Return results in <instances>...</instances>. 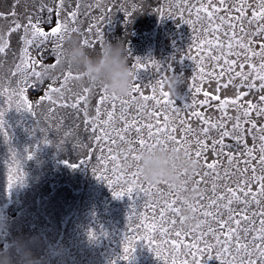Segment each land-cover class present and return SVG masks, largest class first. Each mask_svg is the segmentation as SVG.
<instances>
[{"label":"rangeland","instance_id":"rangeland-1","mask_svg":"<svg viewBox=\"0 0 264 264\" xmlns=\"http://www.w3.org/2000/svg\"><path fill=\"white\" fill-rule=\"evenodd\" d=\"M59 3L60 0H5L6 9L20 11L17 24L27 25L30 19L35 23L37 17L48 20L51 16L50 22L40 25L50 32L57 23L67 21L68 31L64 32L63 41L53 37L45 45L49 52L53 40L63 48L67 36L78 38L82 45L89 39L92 43L85 47L90 50L102 47L106 41L120 43L139 92L100 104L102 89L71 79L68 82L71 92H66L63 99L55 104L47 100L37 103L51 81L37 88L23 83L17 65L21 64L20 37L24 32L23 28L11 32L8 48L0 53V112H3L0 119L4 127V132H0V250L12 251L14 242L20 238L39 258L37 264H99L103 251L95 244L100 236H113L121 229L128 232L137 228V223L139 227L146 225L140 219L136 223L119 219L128 210L131 197L127 192L115 197L107 180L97 178L111 179L115 190L120 191L121 187H129L125 180L131 179L122 169L138 171L132 163L133 155L138 152L132 149L141 148L139 137L133 131L121 141L117 131L123 128V121L119 117L123 114L130 124L135 121L137 127L152 124L153 131L166 123L171 127L175 119L185 117L181 105L199 82L241 50L237 44L245 32L241 31L240 13L236 10L239 0H225L223 6L220 0H212L210 6L209 0H64V8L57 12ZM247 3L255 8V0ZM202 4L208 6L207 11L201 8ZM50 8L54 9L51 13ZM69 11H77L75 21L68 17ZM208 12L213 13L211 21L207 19ZM244 12L250 17L252 8L245 7ZM220 17L225 19L221 21ZM97 27L102 41L96 35ZM243 28L247 29L244 25ZM254 39L251 46L256 51L264 39ZM29 51L33 59L37 57L35 51ZM137 60L143 66L133 69ZM43 62L52 64L56 60L52 56ZM63 74L58 75L61 83ZM171 77L175 78L174 92L169 88ZM17 87L25 88L34 115L16 109L12 91ZM86 87L91 89L87 104L89 117H95L99 106L101 119H107L106 112L113 111L115 104L114 126L105 127L96 121L95 135L93 128L86 129L84 124L83 102L79 109L61 107L74 103L76 95L82 94ZM163 92L169 96L165 98ZM120 99L129 103L122 106ZM166 99L171 102L165 103ZM105 132L109 133L108 137ZM96 136L101 139L97 141ZM144 138L146 145L156 143L154 138H147L146 129ZM126 143L129 152L122 151L121 146ZM135 209L139 218V203ZM120 237V241L113 238L112 241L130 247L135 236Z\"/></svg>","mask_w":264,"mask_h":264},{"label":"bare ground","instance_id":"bare-ground-1","mask_svg":"<svg viewBox=\"0 0 264 264\" xmlns=\"http://www.w3.org/2000/svg\"><path fill=\"white\" fill-rule=\"evenodd\" d=\"M19 20L20 11L17 9V12L14 13L6 9L5 0H0V28L3 29L7 40L10 30L14 29L16 24L19 23ZM257 23H259V21H257ZM243 25L247 27V29H245L246 31H254L256 26H251V29H249L246 22ZM113 42L115 43L116 41L114 40ZM251 47L253 48V46ZM259 51L260 49L256 50V52ZM244 54L242 50L235 53L232 59L227 61V63H223L219 68L215 67V71L199 82L196 88H200L201 90L197 92L195 88L190 93L186 102L181 105L184 106L183 111L185 117L181 115L180 118L175 119V122L171 124L170 127L177 129L173 135L177 137L178 141L185 136V133L188 134L191 145L184 144L181 146L180 143H177L175 146L183 151L184 147H189L192 152V157L195 159L194 153L198 150L196 148L197 135H199L200 139H206L201 134L200 130L202 126L207 127V125H204L200 118L193 115L194 112L201 113L203 118L209 120L211 123H223L229 132L232 131L233 124L237 122L242 130L239 143H237L231 135L224 137L222 144L219 143L220 135L215 130L210 133L211 138L206 139V143L209 145L208 151L204 153L206 160H200V166L196 171L198 174H193L190 180L191 186L198 191L196 199L193 202V209H196V211L194 212V218L192 220H185L183 223V230L194 229V233L193 231H187L185 234V231L181 228L180 217H184V215L180 210L181 202L176 199L174 192L163 183H156L157 190L155 191V188H152L155 187L154 184H148L142 181L143 187L146 189L150 188V190L141 192L134 188L132 194H128V196L131 197L130 203H127L128 210L121 213L119 219L126 218L130 223H136L140 219L141 221H145L146 225H155V228L148 229L143 227V225L139 227L137 223V228H133L128 232H126L125 229H121L118 231V234H114L113 236L111 234L100 236L98 238L99 242L95 244L103 251L102 256H100L102 259L98 262L99 264H173L174 261L175 264H183L185 260L191 261L193 259L191 255L186 254L189 252L188 246L196 242L194 237L199 238L197 248L201 251L197 252L196 259L200 260L201 264H227L228 261L232 260L233 256H236L234 264H240V256H242L243 253L237 255L236 247L239 246L243 248L246 243L252 241L253 236L259 235L258 231L251 230L253 229V225L255 229H259L261 220H264V215H261V213H264V203L258 205L253 201L250 204H245L242 202L243 197H241L240 202L234 201L230 205L233 212L229 213L227 209L223 207V205L227 204V201H221L219 216H217L215 220H213L212 217L205 218L203 212L212 211L215 213L217 211L214 208H210L209 204L211 200L216 199L217 196L225 191V185L234 190L243 187L242 183L238 184L237 182L246 180L251 175V167L253 165L256 166L257 175L261 174L259 164L246 155V153L252 149L253 156L258 160L261 142L259 139L254 141L253 136L247 134L244 130L252 127V120L257 122V128L264 125V117H257L255 110L248 106L249 101L252 105H262L264 102L259 100V96L264 95V93L259 89V81H249L250 83L255 82L257 84L256 88L249 89L241 83V78H235L236 72H243L245 74L250 73L252 71L250 65H258L260 61L258 58L245 61ZM248 55L251 57L250 52ZM233 61H235V63H232ZM241 64L245 66L241 68ZM225 85H227V87H225ZM240 91H243L246 95L240 98L237 105H233L231 101L237 97ZM205 93H207V95H205ZM201 101H206V103L202 104ZM222 103L224 105L223 108L220 107ZM186 105H188V107H186ZM238 106L243 107H240L238 111ZM246 109L249 111V118L243 117V112ZM238 116L241 117L239 121H237ZM189 126L192 129L191 133H188ZM212 139L218 141L215 146V152L212 151ZM245 143L247 144V148L244 147ZM169 145L171 146L172 144ZM229 156L232 157L231 161L228 159ZM213 161H215L214 171L206 167L207 164H212ZM245 161L250 162L246 164ZM246 167L249 169L247 173L244 172ZM205 171L209 173L207 177H203V172ZM214 183L217 185L215 196L212 190ZM252 190L254 192L257 191V186L254 185ZM237 194L240 193L238 192ZM173 201H175L173 207L179 209V212L176 215L166 213L165 219L176 221L174 229L170 223H164L160 216L161 211L164 210L165 202L172 203ZM138 203L141 208L140 212L138 210L139 218L136 216L137 210L135 209ZM229 215L233 216L230 222L231 228L235 230V234L239 236L240 239L238 241L232 240L229 242L232 245L231 254L221 255L217 258V253L223 252V249L220 248V245L216 243L215 237L211 234L201 237V231L207 232L210 226L213 231L216 232V235L220 237L221 243H223L229 234V227L226 224L221 228L217 221H219L220 216H223L224 221L227 222ZM245 216L248 217L246 223L243 221V217ZM206 220L207 222L205 223ZM236 220H241V224L238 228ZM197 225H202V227H197ZM245 228L251 231V235L243 231ZM176 232H181V235L177 237ZM127 234L135 236L130 247H122L120 244L112 241V238L120 241V236H125ZM245 236H247V240L244 239ZM149 240H151V244H149ZM205 240L215 246L211 249V257L207 255L204 244ZM257 243H259V241H257ZM125 249L128 251L125 252ZM192 251H196V249H192ZM126 256H128L127 259L124 258ZM252 259H256V257L253 256ZM244 264H247V257L244 259Z\"/></svg>","mask_w":264,"mask_h":264},{"label":"snow or ice","instance_id":"snow-or-ice-1","mask_svg":"<svg viewBox=\"0 0 264 264\" xmlns=\"http://www.w3.org/2000/svg\"><path fill=\"white\" fill-rule=\"evenodd\" d=\"M212 0H209V5H211ZM225 3V0H220L221 6ZM64 0H60V3L56 5L55 11L59 12L64 8ZM205 5H201V8H203L205 11H207V7ZM43 7V5H42ZM135 7V5H133ZM245 7L247 8H252L251 16L245 15L244 9ZM79 9V5L77 4V10ZM236 10L240 13V16L238 17L239 22L241 24V31H244L245 34L244 36L240 37L237 46L244 51V60L248 61L249 59L252 58H258L259 59V64L258 65H250L252 71L250 73H243V72H236L235 73V78H241V83L246 86L249 89H253L257 87V84L255 82H249V81H259V89L262 93H264V43L260 45V51L256 52L251 45L255 43L256 37H264V0H255V8L252 7V4L247 3V0H239V4L236 7ZM48 11L51 13L54 11V9H48ZM199 12V9L197 10ZM68 17L72 18L73 21H75V18L77 16V11H69L67 13ZM126 15H129V13L126 12ZM213 13L208 12L207 19L211 21ZM200 17L198 16V19ZM52 17L50 16L48 20H42L40 17H37L36 22L32 23L31 19L29 21V24L27 25H20L16 24L15 29H11L9 35L11 32L18 31L19 29L23 28L24 34L20 37V40L23 44V47L20 49V54H21V64L17 65L18 69V74L23 78V83L27 85L28 87L31 88H37L38 86H43L47 81H51L50 84H48V89L44 93L42 97H40V100L37 102L39 103L40 101L47 100L52 104H55L58 99H63L65 97L66 92H71V89L68 88V82L71 79H79V76H72V73L66 72L63 74V82H60V78L56 77L55 79H42L41 78V73L38 69H40L42 66H48L54 68L56 66V63L59 60L60 56V51L62 49V44L56 43L55 40L52 41L53 47L51 49V52H49L45 45L47 42L52 39L53 37L57 38L60 41H63V34L64 32L68 31V26H67V21H64L62 23H57L54 27L51 28V31L48 32L44 30L40 25L43 23H48L50 22ZM225 18L220 17V20L223 21ZM247 21V24L249 26V29H251V26L253 24H256L255 30L254 31H245L243 28L244 22ZM257 21H260L257 23ZM230 27L232 25H229ZM72 31H76L75 28L72 29ZM92 31V26H89V32ZM96 35L97 37L102 41L103 37L102 34L100 33L99 28H96ZM233 38H235V33L233 35ZM92 41L89 39H85L83 41V45L87 46ZM8 48V40L5 37V34L3 32V29L0 28V53H4L5 50ZM229 48L231 49V44H229ZM35 51L38 55L36 58H32L31 52L29 50ZM251 53V57H249L248 53ZM55 57L56 62L52 64H45L43 61L45 58L49 57ZM27 57V59H25ZM219 59V58H217ZM227 63V61H225ZM154 63V62H152ZM232 63H235L233 61ZM143 65L140 63L139 60L136 61V63L132 66L133 69H138L142 67ZM245 65L241 64L240 67L243 68ZM231 67V66H229ZM201 72H203V68H201ZM132 80H135V76L133 75V72L130 73ZM223 74V73H222ZM234 78V79H235ZM32 81L31 84H29V81ZM21 81H17V84L19 85ZM54 84H59L58 87H54ZM163 85L161 84V87ZM227 87V85H225ZM170 88V84H169ZM201 89L196 88V91L199 92ZM139 92V87L136 86V84L132 83L131 89L127 96H131L132 93ZM25 88L24 87H17L16 89H13L12 95L16 97V109H24L29 112H31L33 115L35 114L33 111L32 105L29 104L27 98L25 97ZM91 93L90 88H84L82 94L76 95L75 102L68 105L64 104L61 105V107H71L73 109H79L81 106V103L83 102L84 104V124L86 126V129L88 126H91L93 128V134L95 135V128L97 127L96 121H100L103 126L107 127L110 124L114 126L115 122V104H113V111H107L106 116L107 119H101V112H100V107L97 106L96 108V115L95 117H89V113L87 111V104H88V96ZM162 95L167 98L169 96L168 92H163ZM207 95V93H205ZM246 94L243 91L238 92L237 97L231 101L233 105H237L238 101L240 100L241 97H244ZM11 99V97H10ZM109 99H117L116 96H112L111 98L108 96L107 93L104 92L103 95L100 96V104H104L109 101ZM145 100H148V97H144ZM151 99H156L155 97H151ZM259 100L261 102H264V95L259 96ZM171 101L166 99L165 103H170ZM120 103L122 106L125 104L129 103L126 100L120 99ZM157 103H159V100H157ZM201 103H206V101H201ZM223 103L220 105L221 108H223ZM248 106L251 109L255 110V114L257 117H264V103L262 105H252L251 102H248ZM146 108V105L144 106ZM188 107V105H186ZM243 106H238V111L239 108ZM2 113L0 112V117H2ZM193 115L197 116L203 121L204 125H207V127L201 128L200 132L201 134L207 139L211 138L210 133L215 130L217 133L220 135V141L219 143L222 144L223 138L227 136H232L237 143L240 142L241 140V128L239 123H235L232 126V131L229 132L226 129V126L223 123H211L209 120H205L201 113L199 112H194ZM243 117L244 118H249V111L246 109L243 112ZM121 121H123V128L117 131V135L119 136L121 141L125 140V134H130L131 132H135V134L139 137V145L141 148L148 146L146 145V140L144 138V132L145 129L147 130V138L148 139H155L156 143L151 144L152 146L159 144L163 145L165 147L169 146V144L176 145L177 143H180L181 146L184 144L191 145V140L188 139V134L185 133V136L178 141L177 137L173 135L177 131L175 128H170L167 123L161 127V126H156L155 131H153V125L152 124H147L141 127L136 126V122L133 121L131 124L127 121V119L124 117L123 114L119 117ZM241 117H237V121H239ZM252 127L250 129H246L244 131L247 132V134L253 136V140L259 139L260 147H259V156L258 160L255 156H253V150L250 149L246 155L251 157V160L256 161V163L259 164L260 166V175H257V170L256 166L253 165L251 167V175L243 181H238L237 183L243 184V187H239L237 190H234L231 187H228L225 185V191L221 193V195L217 196L216 199L211 200L209 207L214 208L217 211L214 213L212 211H205L203 212V216L205 218L212 217L213 220L216 219L217 216H219V210L221 207V201H227V204L223 205L227 209L229 213L233 212V209L230 207V205L236 201L240 202L241 197H243V203L245 204H250L253 201H255L258 205L261 203H264V125H261L257 128V122L255 120L251 121ZM0 132H4V127H3V121L0 119ZM192 129L189 126L188 128V133H191ZM105 137L109 136L108 132L104 133ZM97 141L101 139L100 136L95 137ZM206 139H200L199 135H197L196 138V148L198 150L195 151L194 155L196 157V160L200 162L201 159H205L206 157L204 156V153L208 151L209 145L206 143ZM218 143L217 140L212 139V151L215 152V146ZM245 148H247V144L245 143L244 145ZM134 151V149H132ZM184 152L188 156H192V152L190 151L189 147H184ZM243 155V153H242ZM133 160L138 161L139 157L138 155H133L132 157ZM229 161L232 160V157H228ZM250 161H245V163H249ZM81 163H86V161H81ZM215 161H213L212 164H207L206 167L207 169L210 170H215L214 168ZM75 167V165H72ZM130 167V166H129ZM203 167V166H202ZM122 171H125L126 176H130V180H125V183L129 185L127 189H124L121 187L120 191L115 190L113 187V181L111 179H108L107 177H102V176H97L99 179L107 180V184L110 188L113 189V195L117 198L125 195V192H127L129 195L132 194L133 189L136 188L138 191L141 192H147L150 190V188L146 189L142 185V181L140 180V174L139 171H127L122 169ZM249 169L246 167L244 169V172L247 173ZM95 172V170H94ZM198 174V173H194ZM209 173L207 171L203 172V177H207ZM202 177V178H203ZM192 177L190 178V180ZM12 183L11 181L9 182V186H11ZM257 186V191H253V186ZM213 190V195L215 196L216 190H217V185L214 183L212 186ZM240 194H237V193ZM251 198V199H249ZM173 204H175V201L172 203H167L165 202L164 210L161 211L160 216L161 220L164 221V223H170L172 228H175L176 221L175 220H166L165 215L166 213L171 214V215H176L179 212V209H176L173 207ZM195 212L196 209H193ZM261 215H264V213H261ZM233 216L229 215L228 221H224L223 216H220L219 221H217L220 224V227L223 228L226 224L229 227V234L227 235V239L221 243L220 237L216 235V232L213 231V229L209 226L208 231L204 232L201 231V237L207 236L211 234L213 237L216 239V243L220 245V248L223 249V252H218L217 253V258H219L221 255L225 254H231L232 253V245L229 243L232 240H239L240 237L235 234V230L231 228L230 222L232 221ZM185 221V218L183 216L180 217V222H181V228L183 230V223ZM243 221L246 223L248 221V217L245 216L243 217ZM207 220L205 221V223ZM241 224V220H236V225L237 228ZM143 227L148 228V229H154L155 225H143ZM197 227H202V225H197ZM171 230V229H170ZM185 231V234L187 231H193L194 229H188V230H183ZM245 233H248L251 235V231H258L259 235L258 236H253L252 241L250 243H246L243 248L237 246L236 247V253L239 255L240 253H243L242 256H240V264H244V259L247 257V264H264V220H261V226L259 229H255V226L253 225V229L250 231L248 228L243 229ZM177 237L181 235V232H176ZM147 238V237H145ZM195 241L193 244H191L189 247V252L186 255H191L193 259L191 261L185 260L183 264H201V261L196 259V254L197 252H200L201 250L197 248V242H199V238H195ZM245 240H247V236L244 237ZM259 241V243H257ZM149 244H151V240H149ZM205 244V249L207 250V255L208 257L212 256L211 249H213L215 246L208 243L206 240L204 241ZM192 249H196V251H192ZM251 249V251H250ZM128 250L125 249V252ZM255 256L256 259H252V257ZM125 259L128 258V256L124 257ZM236 260V256H233L231 261H228L227 264H234ZM175 264V261L173 262Z\"/></svg>","mask_w":264,"mask_h":264},{"label":"clouds","instance_id":"clouds-1","mask_svg":"<svg viewBox=\"0 0 264 264\" xmlns=\"http://www.w3.org/2000/svg\"><path fill=\"white\" fill-rule=\"evenodd\" d=\"M39 71L42 79L49 80L64 72L77 73L80 83L100 88L109 96L116 97L126 96L133 83L126 51L120 43L106 41L102 47L90 50L74 36L66 37L56 66H42ZM170 90L175 91L174 77L170 78ZM121 147L124 152L130 150L127 143ZM134 150L138 152L139 159L132 163L143 181L166 184L181 202L180 210L185 220H192L193 202L198 191L191 186L190 178L198 170L199 162L175 145L165 147L156 144ZM38 259L20 238L14 242L12 251L0 250V264H37Z\"/></svg>","mask_w":264,"mask_h":264}]
</instances>
